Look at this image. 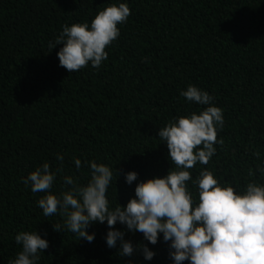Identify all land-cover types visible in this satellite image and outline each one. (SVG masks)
Listing matches in <instances>:
<instances>
[{
  "label": "trees",
  "instance_id": "16d2710c",
  "mask_svg": "<svg viewBox=\"0 0 264 264\" xmlns=\"http://www.w3.org/2000/svg\"><path fill=\"white\" fill-rule=\"evenodd\" d=\"M114 2L0 0V264L21 250L16 234L35 230L49 241L39 264H172L162 234L151 245L142 233L115 225L134 248L143 243L154 251L151 261L141 251L120 257L119 241L108 249L106 221L86 229L95 233L92 242L79 239L60 215H43L37 200L44 193H33L23 179L45 162L62 167L51 189L59 194L64 175L81 185L90 179L73 157L104 163L113 169L110 207L126 205L137 183L173 167L158 130L199 110L180 96L189 84L213 95L225 118L223 144L193 177L207 167L220 182L243 187L248 169L264 164V0H127L131 15L118 25L121 35L101 68L60 67L63 45L50 51L49 42L62 25L90 23ZM129 171L138 173L131 186L124 180ZM255 179L264 181L259 172Z\"/></svg>",
  "mask_w": 264,
  "mask_h": 264
},
{
  "label": "clouds",
  "instance_id": "9594fccd",
  "mask_svg": "<svg viewBox=\"0 0 264 264\" xmlns=\"http://www.w3.org/2000/svg\"><path fill=\"white\" fill-rule=\"evenodd\" d=\"M130 15L127 0H115L98 11L90 23L62 25L55 41L49 42L50 51L63 45L56 55L59 66L70 73L89 65L98 70L108 59L106 49L121 35L118 25L127 23ZM180 96L200 108L174 117L158 130V139L166 144L173 167L163 177L137 183L134 197L126 205L110 207L107 191L113 169L86 159L82 164L80 158L73 157L77 171L84 167L90 171L86 184L81 185L73 175H64L61 179L66 190L53 193L63 168L53 170L49 162L31 171L23 183L33 193H44L37 200L43 215L63 217V228L79 239L92 242L95 233L86 229L106 221V245L115 249L119 241L120 257L141 251L144 260L151 261L156 253L143 243L134 248L125 240V233L115 228L117 223L133 234L142 233L151 245H156L162 234L172 264H264V181L255 179L257 172L264 177V164L248 169L250 179L243 187L220 182L207 167L193 177L192 170L198 164L208 165L217 153L216 145L223 144L218 133L225 124L224 110L216 106L213 95L197 85L189 84ZM55 158L63 165V155L57 153ZM137 179L136 171L124 175L129 186ZM60 229V224L55 225V231ZM15 243L21 250L9 264H39L40 254L49 248V241L36 230L20 231Z\"/></svg>",
  "mask_w": 264,
  "mask_h": 264
}]
</instances>
